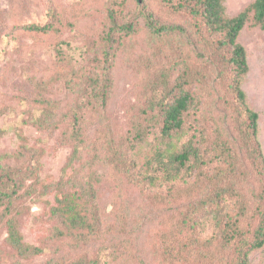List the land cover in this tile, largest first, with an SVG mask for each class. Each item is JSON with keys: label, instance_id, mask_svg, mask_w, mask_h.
Listing matches in <instances>:
<instances>
[{"label": "rangeland", "instance_id": "1", "mask_svg": "<svg viewBox=\"0 0 264 264\" xmlns=\"http://www.w3.org/2000/svg\"><path fill=\"white\" fill-rule=\"evenodd\" d=\"M253 1L224 0L227 14ZM180 3L0 0V158L5 180L22 179L10 210L0 207V264H71L97 255L105 264H237L243 244L255 241L264 159L234 92L229 48ZM149 12L157 26L180 29L156 31ZM113 20L134 29L111 42ZM31 24L52 29L30 31ZM238 40L248 53L243 88L259 113L264 156V29L253 15ZM184 92L192 96L185 131L172 144L192 156L180 178L170 179L155 158L166 147L161 107ZM46 109L54 123L35 125ZM75 111L85 143L71 162L63 120ZM76 189L100 219L99 237L87 243L56 236L66 226L51 208ZM9 218L40 254L23 256L10 244ZM250 264H264V246L251 252Z\"/></svg>", "mask_w": 264, "mask_h": 264}, {"label": "trees", "instance_id": "2", "mask_svg": "<svg viewBox=\"0 0 264 264\" xmlns=\"http://www.w3.org/2000/svg\"><path fill=\"white\" fill-rule=\"evenodd\" d=\"M180 6L186 7L195 15H202L206 19L208 27L213 32L220 34L222 36L221 42L229 48L230 55L228 61L234 67L236 76L238 77L234 83V92L248 113V128L250 134L257 145V152L264 159L259 140V113L249 106L247 93L243 88L244 77L250 70L248 53L246 47L238 40L241 31L248 23L251 15H253V24L264 29V0H254L233 17L227 14L224 0H181ZM145 18L150 27L158 32H173L180 29L177 25L157 26L153 13L151 12L146 13ZM26 28L35 32H47L52 29V26L49 24H31ZM133 29L134 22L120 25L113 20V26L110 30L108 40L114 42L117 32L122 30L131 32ZM102 94L105 97V92ZM191 100V94L184 92L172 103L164 104L161 107L164 119L159 138L166 147H160L155 158L157 162L162 163L170 179L180 178L182 168L192 156L191 151L186 149L178 150L172 144V140L178 138L185 131L184 112L188 109ZM46 110L42 116L33 119L35 125L48 127L54 123V120H51L47 114L49 109ZM79 110H81V107ZM63 122L66 123L64 136L66 139L72 140L74 145L71 162H75L82 158V150L85 143L83 129L80 126L83 122V116L80 111H75L72 119H64ZM5 132V128H0V135ZM21 185L22 179H18L15 176H10V181L4 179L0 158V207L6 206V209L10 210V205L15 201ZM81 190L76 189L75 191L63 193L61 197H58L57 204L51 208L53 215L66 226V230L58 229L56 236L58 238L79 237L77 244L79 242L87 243L91 238L99 237L101 233L99 215L97 212L94 214L90 213L89 209L81 202L83 198L81 193H79ZM88 192H91L90 189H88ZM92 196L94 197V194ZM261 214L262 223L258 228L257 237L251 245L243 244L240 248L241 255L237 264H250L251 252L254 249H259L264 246V210H261ZM7 223L9 230L8 240L21 255H37L42 252L41 247L29 245L24 242L23 235L14 218H9ZM71 264H105V262L103 257L97 255L94 258L81 256Z\"/></svg>", "mask_w": 264, "mask_h": 264}]
</instances>
